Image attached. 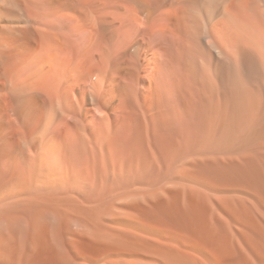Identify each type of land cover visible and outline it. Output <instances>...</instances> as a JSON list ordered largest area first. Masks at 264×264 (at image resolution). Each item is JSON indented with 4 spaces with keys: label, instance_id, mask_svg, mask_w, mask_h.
<instances>
[{
    "label": "bare ground",
    "instance_id": "obj_1",
    "mask_svg": "<svg viewBox=\"0 0 264 264\" xmlns=\"http://www.w3.org/2000/svg\"><path fill=\"white\" fill-rule=\"evenodd\" d=\"M0 264H264V0H0Z\"/></svg>",
    "mask_w": 264,
    "mask_h": 264
}]
</instances>
